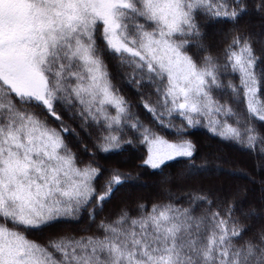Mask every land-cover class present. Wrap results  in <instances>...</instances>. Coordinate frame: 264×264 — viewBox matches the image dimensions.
I'll list each match as a JSON object with an SVG mask.
<instances>
[{
    "label": "snow or ice",
    "instance_id": "obj_1",
    "mask_svg": "<svg viewBox=\"0 0 264 264\" xmlns=\"http://www.w3.org/2000/svg\"><path fill=\"white\" fill-rule=\"evenodd\" d=\"M252 14L264 0H0V264H264V196L196 187L216 166L190 139L259 145L264 170ZM137 153L175 191L105 213L140 179L110 162Z\"/></svg>",
    "mask_w": 264,
    "mask_h": 264
},
{
    "label": "trees",
    "instance_id": "obj_2",
    "mask_svg": "<svg viewBox=\"0 0 264 264\" xmlns=\"http://www.w3.org/2000/svg\"><path fill=\"white\" fill-rule=\"evenodd\" d=\"M239 27L243 30H249L264 35V21H262L257 14L245 17V19L241 21ZM215 39L216 37H213V40ZM124 94L133 104L136 103L131 90L125 89ZM133 111H137V109L134 108ZM143 116L145 120L148 119V114L146 112L143 113ZM190 139H193L194 143L197 144V164L201 163V158L204 155H208L213 159L215 165L218 164L221 167H229L230 170L236 171L237 174L235 176L233 175L231 179H226L227 181L224 182L247 188L251 193L250 199L252 202L257 206L259 205L262 196H264V170L261 168L262 155L259 145L254 151L249 152L232 145L220 143L215 139L210 140L204 131H201L195 137H190ZM227 161H229V163ZM110 163L119 166L124 171H131L134 175H139L140 179L137 183L125 188L118 194L114 201L107 205L105 213L113 211L117 201L121 199L128 200L129 202L140 201L150 207L152 202H166V189L175 191V181L171 177H168L167 173H165L164 176H155L151 175V169L144 170L139 167L141 166L139 153L134 156L123 157L119 160L111 161ZM201 183H203L205 187L219 185L217 179L205 178L203 181H197L196 187H200ZM141 186L146 189L140 188ZM262 223L264 222L254 220L252 222L253 229L258 230L262 226ZM79 231L80 229L78 228H72L69 230V233L75 234ZM45 235L35 234L31 238L37 242L44 243Z\"/></svg>",
    "mask_w": 264,
    "mask_h": 264
},
{
    "label": "rangeland",
    "instance_id": "obj_3",
    "mask_svg": "<svg viewBox=\"0 0 264 264\" xmlns=\"http://www.w3.org/2000/svg\"><path fill=\"white\" fill-rule=\"evenodd\" d=\"M227 162L229 163V161H227ZM215 166H216L215 175L208 176L206 178L207 179L208 178L217 179L219 185H223V183H225L224 181H227L226 179H231V177H233V175L235 176L237 174L236 171L230 170L229 167H221L218 164H216ZM140 188L146 189L142 186Z\"/></svg>",
    "mask_w": 264,
    "mask_h": 264
}]
</instances>
